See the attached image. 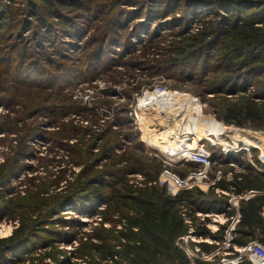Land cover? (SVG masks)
<instances>
[{
  "label": "trees",
  "instance_id": "obj_1",
  "mask_svg": "<svg viewBox=\"0 0 264 264\" xmlns=\"http://www.w3.org/2000/svg\"><path fill=\"white\" fill-rule=\"evenodd\" d=\"M14 1L5 0L8 3L1 4L0 0V47L5 45L11 32L15 33L14 30L21 34L35 29L41 38L47 39L52 32L47 23L61 21L59 24L63 27L69 26L67 16L61 9H65L67 14L76 11L74 16L82 20L93 13L101 18L114 16L113 30L109 28L99 35L108 34L113 38L121 25L119 9L116 8L122 2L130 6L142 2L143 9L150 4L153 8L172 6L171 11L181 7L189 16L174 17L173 26H179L177 36L170 33L174 39L164 47L156 42L154 33H151L143 46L145 51L137 56L139 60H132L136 58L133 56L125 63L128 70L139 69L138 73L146 70L149 73L144 72L145 76L152 78L158 76L161 70L167 72L171 67L181 69V73L186 67L188 73L196 76H207L208 73L210 76L216 70L222 73L218 83L221 86L211 92L237 95L235 101L223 103L218 117L227 123L251 125L264 130V0H35V3L30 2L32 7L24 11L29 17L25 15L19 21H16L15 8L11 4ZM183 18L187 19V27ZM194 21L198 24L196 30L188 25V22ZM99 43L93 47L85 42L83 53L77 57L63 55L64 58H61L52 51L46 61L41 62L34 57L26 61V55L32 54L22 40H16L12 46L6 47L1 56L12 60L15 67H19L21 62L22 68H28V72L39 69L40 73L46 75V80L56 79V83L61 84L67 77H60L58 71L63 76L65 73L74 76L75 71L86 73L83 67L88 58L96 57L104 49V42ZM35 50L42 60L40 47L36 46ZM212 60L216 63L212 64ZM78 64L81 66L78 67ZM126 78L132 79L128 85L131 92H139L140 86L144 85L138 81L132 85L134 74ZM21 82L30 83L26 77L21 78ZM150 84L151 81L145 86ZM31 86L35 88H31L32 94H28L38 101L45 87L37 83L28 85ZM71 86L67 85L66 88ZM251 89H254L253 92ZM130 93L126 92L124 97H131ZM110 102L113 101L98 97L85 102V105L74 101L68 106L61 104L45 108H50L49 114H59V125L53 132L52 143L61 157H57L56 161L54 159L52 166H58L55 170L49 172L44 166L47 174L44 177H27L31 184L26 186L23 193L15 190V186L9 182L10 177L17 176L16 172L26 153L22 148L17 152L9 149L5 153V159L0 163V218L6 216L9 220H17L19 225L10 235L0 237V264L9 262L17 248L25 252L20 260L29 261V264H191L177 243L178 237L188 233L191 225L195 235L221 241L226 225L212 232L206 224L208 218L201 220L196 212L224 211L230 219L234 210L222 207L230 196L241 197L238 208L240 217L232 230L231 245L240 246L251 240H258L264 245V169L260 171L250 162L238 161L243 171L233 172L231 179L223 177L215 181L206 192L192 187L171 195L165 185L157 181L164 164L160 158L148 157L144 153L143 144L128 117L126 103L117 105L115 111L112 109V117L105 121L103 118L108 117L109 109H104L105 112L95 109V104L110 107ZM71 108L89 117H86L87 123L72 122L68 110ZM45 109L37 114L46 112ZM99 120H103L101 124ZM33 130L34 127L28 130L29 138L37 135ZM0 131L4 136L16 130L0 124ZM69 138L75 140L69 143ZM123 139L129 143H121ZM250 147H259V142ZM251 150L256 155L257 150ZM242 153H231L230 156L234 158L235 154L239 157ZM253 160L257 165H264L255 157ZM74 166H79V170L68 168ZM186 166L180 169L174 167L173 170L184 175L194 164L187 163ZM133 173H139L142 179L132 181L129 174ZM63 180L65 183L59 186ZM18 181L22 185L24 178L20 176ZM7 184H10L9 187ZM50 187L60 189L51 192ZM216 189L221 191L216 192ZM248 192H251L250 195L243 197ZM215 203L220 206L214 207ZM181 205L186 207L185 215L190 224L185 221ZM67 209L78 216L94 218V223L84 230L86 221L80 216H59L61 211ZM65 226L68 229H64ZM44 237V240L38 241ZM72 239L78 240V245L70 251L74 260L64 261L69 257L58 248L59 243ZM199 245L205 252L217 246L214 241H201ZM33 246H38L40 250L35 255L32 254ZM44 247L50 250L41 251ZM239 264L251 263L244 261Z\"/></svg>",
  "mask_w": 264,
  "mask_h": 264
},
{
  "label": "rangeland",
  "instance_id": "obj_2",
  "mask_svg": "<svg viewBox=\"0 0 264 264\" xmlns=\"http://www.w3.org/2000/svg\"><path fill=\"white\" fill-rule=\"evenodd\" d=\"M33 1L35 3V0H15L14 2H11L13 8H15L17 17L16 21H19L20 19H22V17H25L26 13H24V11L28 7H32V4L30 2ZM8 2L2 0L1 4H7ZM143 4L144 3L142 2H137L136 6H130L128 5V3L122 2L121 6H117L119 8H116V10L119 9L118 19L120 17L121 25L117 27V35H114L113 38H111V36H109L108 34H106L107 36L105 35L101 37L99 35L101 31H106L109 28L113 30L114 26H112V22L115 18L114 16L101 18L93 13L88 16L85 21L80 19V17L74 16L76 11H70L67 14V11L65 9L61 10L64 11V15L67 16V25L69 26L63 27V25L59 24L61 21H55L54 24L47 23L52 30L49 38L47 39L41 38V36L36 33L35 29H28L21 34L16 33V30H14L15 33L11 32L8 35V40H6L5 45H2L0 47V124H2L5 128H15L16 131L10 132V134L4 136L0 131V163L5 159V153L9 149L17 152L19 148H22V150L25 151L26 156L24 160H21L22 163H20V168L16 172L17 176L10 177L11 182L9 183L15 186V190L23 193V191L26 189V186H29V184H31V182L27 180V177L29 176L44 177L46 174V169L44 166L49 169V172H51V170H55L58 167L57 165L52 166L54 163V159L56 161L57 157H61L60 152L56 150L52 143V137H54L53 132L58 129L57 125H59V114H49L48 112L51 108L50 106H60L61 104L68 106L74 101L81 105H85V102H89L90 99L98 97L99 99H110L111 101H113L110 102V107L107 104H95V109H98L99 112L101 111V109H103V111L104 109H109L108 117L103 118L105 121L107 120V118L112 117V112L117 109V105L126 103L125 106H127L128 110L132 109V107H134V103L139 97L138 94L142 91V89L147 87L145 86V84L150 81V86L155 83H163L168 89L198 95L201 99L203 114L211 117L214 116L217 120L223 121V123L229 127L228 142L230 144H236L237 148H240L239 150H232L227 152L228 154H224L221 153L220 146L212 147L211 151L215 163L212 165L211 169L214 172L219 169H221L223 173L226 174L228 173V171L232 173L243 171L240 164H238V161L250 162L257 170L260 171L264 169V165H257L253 160V157H255L261 163H264V130L255 128L251 125L239 126L233 123H227L223 119L218 117L219 113H221L222 111L221 108L223 107V103H228L237 99V95L230 92H211L214 89H219L218 87L221 86L218 83L222 78V73L216 72L215 70L211 72L210 76H208L209 73L207 76L202 74L196 76V74L191 75V73H188L189 70L186 67L184 68L186 69L185 71L182 70L183 73H181V69L171 67L167 72L161 70L158 76L155 75L154 78H152V76H145V73H149L146 70L144 71L145 73L143 71L138 73L137 71H139V69L128 70V66L125 63L127 61H130L131 57L133 56H136V58H133L132 60H139V55L145 51V48H143V46L145 45V41L148 40L151 33H154L156 42H158L160 45H164V47L167 46L168 41H172L174 39V37L172 38V35H170V33H174L175 36H177L176 33L179 26H173L174 17H185V15L187 14V12L184 13V9H182L181 7H178L174 11H171L172 6L170 8L164 9V5L160 6V8H153L150 4V6H145V8L143 9ZM141 8L143 9V11H141ZM160 11L162 13L159 14ZM166 13H168V15L164 16ZM26 17H29V15H26ZM184 21L185 26L187 27V19H184ZM188 25L191 29L195 30L197 29L196 26H198L195 21L193 23L188 22ZM144 26L145 29L143 28ZM35 28H37V25L35 26ZM163 38V42H159V40ZM16 40H22V42H24V44H26V46L28 47L29 53L32 54L31 56L26 55V61H29L34 57L35 59L44 62L46 61V58L51 55L52 51H55V53L59 54L61 58H64L63 55H72L74 57H77L80 56L81 53H83V46L85 42L88 43L89 46H93L100 44L99 42L103 41L104 49L102 50V52H98L96 57L88 58V62H86V65L83 67L85 68L86 73L75 71L74 76H69L67 75V73H65L66 75L63 76L62 72L58 71V75L60 77H67V79H65L63 83L57 84L56 79L46 80V75L40 73L39 69H36V71L35 69H32L30 72H28V68H22L21 62V65L19 67H15L12 60L8 58L4 59L1 56L7 50L6 47L12 46L14 41ZM36 46H39L41 49L40 51L43 52L42 60L38 58V53L35 50ZM88 50L89 48H87V52H89ZM57 54L55 56H57ZM73 60L74 59L72 58V61ZM211 63L213 64L216 62H213L212 60ZM79 66L81 65L78 64V67ZM190 69L192 72H194L192 68ZM20 70L22 71L21 73H19ZM132 74L135 75V80L132 85H134V83H136L137 81L144 83V85L140 86L139 92H131L128 88V85L132 79L128 80L126 76L130 77ZM55 76H57V72ZM23 77L28 78V81L30 82L28 83V85H34L37 83L39 86L45 87V90H43L44 94L38 101H34L32 99L33 96H31L32 93L30 92L32 91L31 88L35 87H28L25 82H21V78ZM67 85L73 86L66 88ZM253 90L254 89H251L250 91L253 92ZM33 91L37 90L34 89ZM49 92H51L52 94ZM126 92H131V97L125 98L124 96L126 95ZM87 105L88 107H91L89 106V104ZM48 107L50 108L46 110L45 108ZM43 109H45L46 112H41L40 115H38L37 113ZM61 110L62 109H60V111ZM68 110H70L69 113L72 122H82L80 124L83 125L84 123H87V116L81 114V112L73 110V108ZM7 112V116H2V114ZM128 117L130 118L131 125H133L134 129L137 131L139 137L140 132L137 126L133 123L129 111ZM191 119H193L192 114L191 118H186L185 120L190 121ZM99 121L101 124L103 120ZM65 126L67 128V125ZM152 126L155 127L154 125ZM31 127H34L33 133L37 135L29 138L28 130ZM201 128L204 129L199 130V134L201 131L207 132L208 130L211 133H214L216 124L210 121ZM160 130H162V128H160ZM45 137H48V139H46ZM74 140V138H69L67 141L70 143ZM256 142H259V147H250L253 143ZM121 143L128 144L129 142H126L123 139L121 140ZM142 144L144 147V153L147 154L148 157L156 156L155 153H158L156 152V150L151 151L150 149H146L145 144L143 142ZM243 148H247V150H244ZM251 148H255L257 150L256 155H254V152L251 150ZM241 151L243 153L239 154V157H237L235 154H233L234 158L230 156L231 153L236 152L238 154L241 153ZM159 156L161 155L159 154ZM9 160H11V158ZM184 166H186V164L176 163L167 166V168L173 170L174 167V169H180L184 168ZM194 166L196 165L194 164ZM68 168L72 171H78L80 167L74 166L72 168ZM191 168L193 169L194 167ZM189 170L190 169H188L184 175H180L175 170L173 171L174 173L176 172L177 175L184 177L187 175ZM20 176L24 178V182L22 183V185H19L18 181ZM72 176L73 174H71L69 178L71 179ZM129 176L132 181H139L142 179V176L139 173L129 174ZM211 177L212 176L210 174V180L212 179ZM223 177L227 179L225 176ZM63 183H65V180L60 182L59 186H61ZM9 185L10 184H7L8 187ZM58 189L60 188L53 189L52 187H50L51 192ZM214 207H216V205H214ZM211 212H208V216L205 217L208 218L207 224L209 225L211 230L214 231L217 229L218 220L222 221L223 217L221 216V212ZM216 214H219V216H215ZM61 215H63L65 218L80 216V218L86 221L84 230H88L94 223V218L88 216L83 217L82 215L78 216L77 213H74L69 209L61 211L59 216ZM18 225L19 222L17 220H9L6 218V216H2V218H0V237L10 235ZM55 225L57 228H60L59 225ZM64 229L68 228L65 226ZM44 239L45 237L40 238V240L38 241H42ZM195 239L199 238L195 237ZM207 241L212 242L211 239H208ZM188 242L193 243V245H191L192 247L196 246L194 245L195 241L191 238L188 239ZM59 245L60 246H58V248L65 251L64 254L69 257L68 260L66 259L64 261H73V254L70 253V251H72V249H74L78 245V240L72 239L69 242L59 243ZM217 246H222V243ZM189 248L190 251L194 250V248L191 249L190 246ZM216 249L217 248H215L214 251ZM232 249L233 248H230V250ZM48 250H50V248L44 247L41 251ZM230 250L226 249V251ZM39 251L40 250H38V246H36V248L33 246L32 254L35 255V253ZM24 253L25 252L23 249L17 248L10 256V261L3 264H29V261L20 260V256L24 255ZM202 253L208 254L205 251L199 252V256H203ZM222 255L223 249L221 248L218 254L213 253V255H210L209 257L204 256V259H199L200 261H202V264H213L218 262ZM50 262H52V260Z\"/></svg>",
  "mask_w": 264,
  "mask_h": 264
},
{
  "label": "built area",
  "instance_id": "obj_3",
  "mask_svg": "<svg viewBox=\"0 0 264 264\" xmlns=\"http://www.w3.org/2000/svg\"><path fill=\"white\" fill-rule=\"evenodd\" d=\"M138 95L139 97L134 103V107L129 109V113L140 132V140L145 144L146 149L156 150L161 155L155 153L164 164L158 181L160 185H165L168 193L174 195L181 189L192 187L206 191L223 176L227 179L232 178V172L228 171L226 174L221 169L216 172L211 169L215 163L211 148L220 146L221 153L226 154L232 150H239L240 147L237 148L236 144L228 142L229 127L223 121L217 120L214 116L203 114L201 99L198 95L168 89L163 83L147 86ZM191 114L193 119L186 121V118H191ZM210 121L216 124L214 133H210L208 130L204 137L199 136V130L204 129L201 127ZM243 149L247 150V148ZM188 162L194 163L196 166L189 170L184 177L167 168L169 165L187 164ZM212 172L214 176L210 180L209 177ZM163 176H166L165 179L162 178ZM171 181H174V184H171ZM250 193L248 192L243 197H247ZM230 205L232 204L230 203ZM230 205L228 204V207ZM183 206L181 205L182 214L185 221L190 224V220L185 215L186 207ZM208 214V211L197 210L196 212L201 220ZM215 216H219V214ZM230 219L231 223L225 228L221 241L195 235L192 232L191 225L188 233L178 237L177 243L185 251L191 264H202V261L197 262V260L200 261L199 258L204 259V256L209 257L213 253L218 254L221 248L223 249V255L218 262L213 264H239L244 261H249L251 264H264V245L258 240H251L240 246L231 245L232 230L234 229V223L238 221V215L231 216ZM207 226L209 227L208 224ZM195 237L199 239H195ZM190 238L195 241V247L191 246L193 243L188 242ZM208 239H211L217 245L222 243V246H216L215 251L214 248L212 251L207 252L208 254L202 253L203 256H199V252H204L199 245L200 240L208 242ZM189 246L194 250L190 251ZM230 248L233 249L230 250ZM226 249L230 251H226Z\"/></svg>",
  "mask_w": 264,
  "mask_h": 264
},
{
  "label": "crops",
  "instance_id": "obj_4",
  "mask_svg": "<svg viewBox=\"0 0 264 264\" xmlns=\"http://www.w3.org/2000/svg\"><path fill=\"white\" fill-rule=\"evenodd\" d=\"M211 174V176L213 177L214 176V173L212 172V173H210ZM211 177V178H212ZM223 178V177H222ZM209 189V188H208ZM207 189V190H208ZM206 190V191H207ZM205 191V192H206ZM216 192H219V191H221V190H219V189H216L215 190ZM223 192V191H222ZM225 192V191H224ZM240 198L241 197H236V196H230L229 197V199H228V202H227V204H225V205H222V207L224 208V209H229V210H231V209H233L234 210V213H233V215L232 216H234V215H238V220H239V217H240V214H239V210H238V208H239V200H240ZM234 202V203H233ZM230 203L232 204V205H230ZM217 204V205H216ZM215 205H216V207H218V206H220L219 205V203H216ZM228 204L230 205V207H228ZM234 204H236V206L234 205ZM212 210H208V212H211ZM221 216L223 217V220L220 222V220H218V224H217V229L219 228V226H221V225H226V227L227 226H229L230 225V223H231V219H229L228 218V216L224 213V211H221ZM225 218H227L226 220H225ZM231 218V217H230ZM238 221H236L235 223H234V227H235V225H236V223H237ZM216 229V230H217ZM210 230H211V228H210ZM216 230H214V231H212V232H215ZM225 231V230H224Z\"/></svg>",
  "mask_w": 264,
  "mask_h": 264
},
{
  "label": "bare ground",
  "instance_id": "obj_5",
  "mask_svg": "<svg viewBox=\"0 0 264 264\" xmlns=\"http://www.w3.org/2000/svg\"><path fill=\"white\" fill-rule=\"evenodd\" d=\"M210 132V131H209ZM208 132V133H209ZM211 133V132H210ZM206 135V132H204V131H201L200 132V134H199V136H201V137H204ZM223 143H226V142H223ZM163 179H165V177H162ZM171 184H174V181H171ZM235 206H236V204H234Z\"/></svg>",
  "mask_w": 264,
  "mask_h": 264
}]
</instances>
